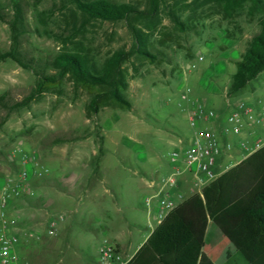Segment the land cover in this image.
Listing matches in <instances>:
<instances>
[{
    "label": "rangeland",
    "instance_id": "rangeland-1",
    "mask_svg": "<svg viewBox=\"0 0 264 264\" xmlns=\"http://www.w3.org/2000/svg\"><path fill=\"white\" fill-rule=\"evenodd\" d=\"M18 1L25 15L18 51L29 67L11 58L0 60V195L3 178L14 171L7 161L9 151L20 142L38 153L51 176L57 169L98 170L100 154L106 176L101 190L90 185L76 195L82 203L34 200L45 211L33 217L34 211L28 210L33 215L19 220L24 227L17 231L18 253L31 264H95L100 244L109 242L129 261L137 252L131 248L140 241V229L147 223L153 231L158 225L155 220L147 222L145 198L154 193L150 183L170 171L171 151L193 132L187 111L178 105L181 89L185 86L191 98L211 107H224L236 63L260 32L264 10H252L246 3L228 14L215 1L166 0L154 19L156 25L143 26L155 57L134 54L123 64L131 107L102 106L89 115L87 105L96 89L76 83L69 73L61 76L56 59L77 53L102 67L116 51L132 48L127 23L88 19L72 0ZM111 1L148 7V0ZM0 7L5 17L0 20V51H8L13 2L0 0ZM172 9L179 13V22L171 18ZM43 76H54L56 82L48 83L27 106L10 108L25 99ZM234 96L264 98V70ZM48 180H35L28 195L33 199L35 188L47 185L46 197L56 199L61 190L50 188ZM183 180L184 200L195 193L204 198L211 183L200 186L189 176ZM50 220L57 223L53 235L47 233ZM2 227L0 217V234ZM208 253L215 264H222L235 249L222 238ZM235 259L247 264L239 252Z\"/></svg>",
    "mask_w": 264,
    "mask_h": 264
},
{
    "label": "trees",
    "instance_id": "trees-1",
    "mask_svg": "<svg viewBox=\"0 0 264 264\" xmlns=\"http://www.w3.org/2000/svg\"><path fill=\"white\" fill-rule=\"evenodd\" d=\"M210 1H215L228 14L246 3H250L252 10H264V0L206 2ZM12 2L14 18L8 22L12 45L10 50L0 51V60L11 58L23 67H29L18 51L20 35L24 31V10L21 2ZM72 2L88 19L125 21L131 31L133 44L128 51H116L102 67L96 66L86 55H60L56 59L60 75L69 73L76 83L96 89L87 105L89 115L98 112L102 106L131 107L125 95L129 82L123 64L134 54L155 57L149 49V37L144 27L156 25L154 19L158 18L166 0H148L146 9L111 0ZM169 14L175 22H179L180 15L176 10H170ZM0 20L5 21L1 7ZM263 70L264 16L260 32L252 37L242 59L236 63L228 94L235 95ZM54 82L56 77L43 76L25 99L10 108L27 106L44 91L48 83ZM100 155L96 159L97 165L101 163ZM7 161L11 163L9 157ZM94 171L99 172V166ZM19 226L22 229L24 227L21 223ZM222 238H226L235 249V253L230 254L222 264H237V252L246 259L247 264H264V146L211 181L204 189V198L195 193L179 203L155 227L126 264H215L208 252ZM26 262L31 264L29 259Z\"/></svg>",
    "mask_w": 264,
    "mask_h": 264
},
{
    "label": "built area",
    "instance_id": "built-area-1",
    "mask_svg": "<svg viewBox=\"0 0 264 264\" xmlns=\"http://www.w3.org/2000/svg\"><path fill=\"white\" fill-rule=\"evenodd\" d=\"M184 88L178 105L187 111L193 132L188 141L180 139L178 147L171 151L170 171L150 183L154 193L145 198V205L149 212L155 210L157 224L184 200L181 189L184 177L189 176L202 186L264 146V98L236 99L226 95L224 107L214 108L204 100L191 98L190 89ZM8 157L14 171L3 178L1 184L0 264H28L18 253L20 235L17 231L22 230L19 218L10 215L9 210L15 200L30 194L35 180L50 175L51 169L41 162L36 151L21 142L10 149ZM56 230V221L50 220L47 233L53 235ZM127 262L116 244H100L95 264Z\"/></svg>",
    "mask_w": 264,
    "mask_h": 264
},
{
    "label": "crops",
    "instance_id": "crops-1",
    "mask_svg": "<svg viewBox=\"0 0 264 264\" xmlns=\"http://www.w3.org/2000/svg\"><path fill=\"white\" fill-rule=\"evenodd\" d=\"M194 94H196L194 92ZM103 161V160H102ZM102 161L100 164V171L96 172L92 169H86V170H79V171H72V172H64L61 169H57L58 172L56 174L48 175L46 178L49 179V183L51 186L50 188H54L58 191V197L56 199L52 197H46L45 194L48 192V186L40 185L37 186L34 190L35 194L32 196H25L23 198L17 199L14 201L12 207L10 208L9 212L13 213L12 215L16 216L15 213H17L19 220H26V216L33 213L27 212L28 210L34 211L33 217L37 216V214H42V212L45 211V209L41 208L39 205L35 204L36 201L34 200H41L45 201V204H55L58 203L64 204V203H78L82 200V197L77 199V194L87 191L88 186L90 185H97V189L102 188L101 184H104L106 181V176L102 171ZM59 185L61 186L59 188ZM63 187V188H62ZM107 191L106 189H104ZM82 203V201H81ZM147 209V208H146ZM148 219L149 220H155V210L152 212H148ZM138 227H140L138 224H136ZM148 224L146 223V227H143L140 229V241L136 244L134 248V253L139 249V247L147 240V238L150 236L152 230L148 229Z\"/></svg>",
    "mask_w": 264,
    "mask_h": 264
}]
</instances>
